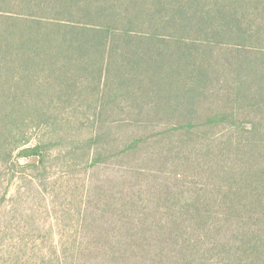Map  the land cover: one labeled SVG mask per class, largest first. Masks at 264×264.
<instances>
[{
    "label": "trees",
    "instance_id": "trees-1",
    "mask_svg": "<svg viewBox=\"0 0 264 264\" xmlns=\"http://www.w3.org/2000/svg\"><path fill=\"white\" fill-rule=\"evenodd\" d=\"M240 57L249 71L243 81ZM228 69L237 72L234 88L220 84ZM92 84L90 98H109L121 114L143 118L115 122L119 169L131 180L117 199L96 192L100 215L86 230L67 241L61 234L56 243L50 231L52 243L37 246L44 232L27 220L37 225L35 214L16 208L7 221L9 202L37 206L42 199L48 212L47 198L66 194L58 214L74 218L76 189L68 175L60 185L49 173L28 180L27 194L14 201L8 173L47 171L55 158L50 147L93 168L108 163L112 123L49 115L55 101L41 97L56 87L58 100L80 111L83 96L72 92ZM36 99L37 138L25 125ZM208 100L218 108L202 115ZM229 103L256 112L228 114L221 105ZM161 113L170 116L157 121L163 126L151 121ZM219 126L229 131L222 147L209 135ZM36 139L34 148L20 150ZM185 139L195 142L183 146ZM33 157L39 163L19 160ZM83 192L76 213L85 226L92 206ZM8 222L15 239L9 245ZM85 263L264 264V0H0V264Z\"/></svg>",
    "mask_w": 264,
    "mask_h": 264
},
{
    "label": "rangeland",
    "instance_id": "rangeland-1",
    "mask_svg": "<svg viewBox=\"0 0 264 264\" xmlns=\"http://www.w3.org/2000/svg\"><path fill=\"white\" fill-rule=\"evenodd\" d=\"M227 57L231 58L233 57L230 54H227ZM236 54H234L233 59L235 60ZM222 58V57H221ZM223 59V58H222ZM246 58L245 57H240L238 64H241L239 66L240 68V75L243 74V76H246L242 79L247 80V76L249 75V71L246 69ZM38 71H44L47 73V69L42 70L38 69ZM228 80H221L220 84H224L226 81L229 82V86L234 88L233 81L236 80L237 78V72H235L233 69H228ZM219 87V86H217ZM94 90V84L92 85H86V86H79L77 90L73 91V95L77 96H83V99L79 100V105L82 107L80 111H75L74 108H69L67 107V104L64 103L66 99L59 101L58 100V95L55 94L57 91V88H48L47 93H44L41 95L43 100L49 99V101H55L53 103L49 102V105H53V110L49 113V115L53 116H63L65 120L72 119L76 120V118H82V119H93L95 115H97L100 120H105L108 121L112 124H110L111 133H110V138L107 141V148L108 151V156H109V161L107 164H102L96 168H93L91 161L88 160L82 156H74L70 154V151H63L61 156H57L58 150L61 149V147H50L48 149V155L54 156L55 158L50 159L47 161L48 165V170L44 171L43 168L40 169H25V170H19L15 169L14 171H10L8 173L7 179L9 180L8 185L11 189L10 194L14 196V201L17 200L15 199L19 193L22 191V194L25 195L27 194L30 185L27 183L28 180L31 179H36L39 181V179L45 178L46 176H49L50 174H53V178L59 182L60 185H64L65 181L62 178L65 175H68V178L71 182H69L72 187L76 189L75 193V198L73 200L77 201H72V204L69 203V208L73 212V215L75 214L76 216L74 218H70L69 216H61L58 214V209L62 208L61 205L67 204L69 199L66 197V194H63V197L60 196V200L57 199V197H49L47 198V207H48V212H46V206L44 204V201L42 199H39L37 202V206L31 205L32 201H26L24 202V198L19 199L18 204L15 205V202H9V205L11 209L7 210V216L5 218L7 221H10L11 216L10 211L16 208H22L25 207L26 210L30 209L33 211L35 214V217L37 218V225L33 224L32 217L27 218L29 220V226L31 228H37V230L40 228V231L44 232V235L42 237H37V246L44 243L47 246L52 243L51 236L48 234V232L52 231L56 234V238L54 239L55 243L56 242H61L60 241V236L61 234H65L66 236V241H67V236L69 234H75L76 232L80 230H86V228L90 225V222L92 220V223L97 220L98 216L100 215L96 210L101 206L100 203L97 205V200H93V197L96 198V192L101 190V198L102 194L106 197L105 200L108 199V197L112 196L113 198H118L120 197V192L122 191V188L125 187L126 183L124 181L131 180L128 177H125L124 174H122L121 170L119 169V160L116 157L117 154H119L121 148H120V134H121V129L118 128V126L115 124L117 120H120L122 116L126 117L125 119H133V120H142L143 118L140 116L139 112H126L125 114H121V112L118 111L116 105L114 104H108L110 102L109 98H107L104 101H98L97 99H92L89 96L91 95L92 91ZM218 90V88H217ZM77 91V92H76ZM37 97V94H35ZM225 97L226 94L224 95ZM218 98V96L214 95L211 98V101L214 99ZM32 103L35 104V111L34 113H28L26 117L28 119L25 122V125L28 124L31 129V134L36 136L39 133V129H37V120L41 118L42 112L40 110H37V99L34 100ZM48 103V102H47ZM45 103V104H47ZM108 104V105H107ZM74 106L77 105V103H73ZM221 106H227L224 109H221L222 111L225 110L224 112H227L228 114L235 110L237 115L241 114H251V112H256V109L251 110L247 108L246 103H242L241 105L234 106V103H229V105L223 104ZM55 107V109H54ZM78 107V108H81ZM206 110H201L202 115L203 114H210L214 111H212L213 108H218V106H214L213 108H210L209 105V100L206 102ZM47 118V117H46ZM152 118L149 116L148 119ZM170 118L168 114L161 113L160 115L154 116V119L151 121L155 122L156 124H159L160 126L162 125V122H157L158 120H163ZM35 121V123H32ZM43 125V124H42ZM150 127H153L152 124ZM88 132H90L88 130ZM152 132V130H150ZM210 136L218 138L220 142L217 144V146L222 147L224 144L229 140V131L227 130V127H216L214 129L210 130ZM89 133H86L88 135ZM161 139H165L162 141V143L166 144L169 146L171 144V139H168L167 137H163ZM187 139L183 140L182 145H191L194 143V140L189 141ZM37 144V139L35 141H32V143L26 145L20 150H28L32 149L36 146ZM68 144H64V146L67 148ZM52 151V152H51ZM219 151V150H217ZM19 151L15 153V156H17ZM20 158V157H19ZM20 162H23L25 160L24 158L19 159ZM224 164V162L217 161V163ZM37 164V163H36ZM85 164V165H83ZM86 164L87 167H86ZM225 165V164H224ZM154 166V165H153ZM52 176V175H51ZM70 176V177H69ZM132 182H136L132 180ZM131 182V183H132ZM86 184V186L84 185ZM26 187L25 189H23ZM28 189V190H27ZM90 193L88 200L86 201L87 205L92 206L89 211H87L88 214V221L85 222V226L83 223V218L80 217L76 211H80L78 207H80V199H82V195L85 194L83 190H85ZM107 190V193H104V190ZM95 194V196H94ZM73 197V196H72ZM46 198V197H42ZM97 199V198H96ZM14 203V204H13ZM26 203V204H25ZM116 203V200L115 202ZM32 207L34 209H32ZM83 209V207H82ZM26 210L22 211L24 214H26ZM80 220V222L78 221ZM98 228L101 227L100 221L95 224ZM24 226V225H23ZM14 229V225L11 222L7 223V231L9 236H7V239L5 240L6 244H10L15 240L12 238L13 232L12 230ZM18 239V238H17ZM87 264V263H85ZM90 264H97V263H90Z\"/></svg>",
    "mask_w": 264,
    "mask_h": 264
},
{
    "label": "water",
    "instance_id": "water-1",
    "mask_svg": "<svg viewBox=\"0 0 264 264\" xmlns=\"http://www.w3.org/2000/svg\"><path fill=\"white\" fill-rule=\"evenodd\" d=\"M40 158L39 157H33L23 160V164L29 165V164H36L39 163Z\"/></svg>",
    "mask_w": 264,
    "mask_h": 264
}]
</instances>
